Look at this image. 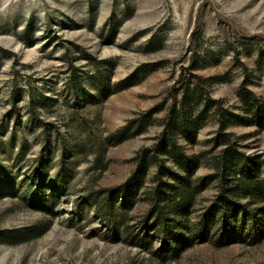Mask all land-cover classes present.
Wrapping results in <instances>:
<instances>
[{"label": "rangeland", "instance_id": "374dc122", "mask_svg": "<svg viewBox=\"0 0 264 264\" xmlns=\"http://www.w3.org/2000/svg\"><path fill=\"white\" fill-rule=\"evenodd\" d=\"M0 264H264V0H0Z\"/></svg>", "mask_w": 264, "mask_h": 264}, {"label": "trees", "instance_id": "16d2710c", "mask_svg": "<svg viewBox=\"0 0 264 264\" xmlns=\"http://www.w3.org/2000/svg\"><path fill=\"white\" fill-rule=\"evenodd\" d=\"M63 172V170H62ZM61 175V174H60ZM58 181H56V184L59 186V187H62V186H65V180L64 181H60V178L58 177L57 179ZM45 195V194H43ZM160 193L158 192L157 193V196H156V200H160ZM39 203H42L43 205H49L51 204L52 205V202H53V199L52 198H40V200L38 201ZM110 212H112V208H110ZM115 219V218H114ZM117 220H114V222H116Z\"/></svg>", "mask_w": 264, "mask_h": 264}]
</instances>
